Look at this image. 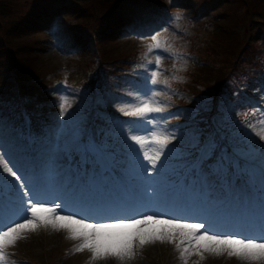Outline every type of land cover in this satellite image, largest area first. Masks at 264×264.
<instances>
[{
    "label": "trees",
    "instance_id": "trees-1",
    "mask_svg": "<svg viewBox=\"0 0 264 264\" xmlns=\"http://www.w3.org/2000/svg\"><path fill=\"white\" fill-rule=\"evenodd\" d=\"M218 1L107 0L104 7H95L97 10L92 13L91 19L82 21L81 14L75 11L79 6L76 0H33L19 16L9 12L4 20L15 18V25L22 29L41 28L48 36L52 18L72 11L73 19H77L76 25L66 23L63 17V24L56 33L58 40L61 38L63 44L73 47L75 53L83 58L80 66L84 75L77 82L81 88H89L91 82L88 84L86 76L90 77V74L106 80L100 72V67H104L115 75L113 82H119L112 89H120L124 96L133 97L137 88L130 81L145 83L148 71L158 66L162 68L158 79L168 87L161 91L162 96L186 113L183 117L170 113L166 120L167 130L176 138L180 130L189 131L190 141L195 144L189 146L190 153L186 155L198 153L201 142L207 144V156H223L217 152L226 149V144L254 155L263 152L264 140L256 137L250 142L237 136L233 140L228 136L235 131H244L246 122L257 124L264 119V0H239V6L234 0H228L232 9H227L228 13L223 11L227 19L222 23L228 28V33L221 32L223 36H220L218 46L221 50H211L213 58L207 61L200 55V48L206 39L201 35L205 29L212 28L214 20L222 14L211 11ZM258 6H262L259 11ZM257 11L263 14L255 16L244 28L245 19ZM159 24L163 27L158 35L161 46L151 51L149 45L156 42L136 39L138 46L125 55L115 56L112 51L97 46L107 36L140 34ZM235 29V35L231 34ZM237 35L241 37L237 41L242 39L239 43ZM1 36L0 138L9 140L16 151L25 153L27 146L43 147L47 143L54 113L51 93L63 84V81L59 82L62 76H51L47 71L39 74L37 69L20 63L17 58L22 52L20 44L18 48L11 47L8 44H13L7 41V37L3 36L4 40ZM227 45L228 51L224 48ZM180 91L186 96L179 95ZM90 113L96 123H101V116L97 114L100 112L92 109ZM187 116L190 121H186ZM105 122L108 123V120ZM99 136L103 137L104 133L100 132ZM79 139L80 135L70 141L63 139L60 148L62 152L75 156L78 165L83 167L89 158L84 155L83 159L82 151L86 149L74 147L79 145ZM119 141L118 136L108 137V143L117 145ZM210 141L214 143L209 148ZM170 144L175 145L172 141ZM214 165L216 163L211 167ZM217 167L223 165L217 164ZM235 168L247 178L259 171L257 165L248 161L237 162ZM3 182L0 179V184Z\"/></svg>",
    "mask_w": 264,
    "mask_h": 264
},
{
    "label": "snow or ice",
    "instance_id": "snow-or-ice-1",
    "mask_svg": "<svg viewBox=\"0 0 264 264\" xmlns=\"http://www.w3.org/2000/svg\"><path fill=\"white\" fill-rule=\"evenodd\" d=\"M156 43L149 45L151 51L154 47H160L157 36L152 37ZM159 63V58H157ZM159 73L152 74L151 83H159ZM70 101L67 97L61 98V115H64ZM120 111L125 116L136 117L145 120L149 124H154V120L148 119L149 114L161 112L162 109L152 101L144 99L135 105L122 107ZM248 128L254 136L264 140V119L256 125L246 122ZM131 141L139 146L138 153L144 176L148 178V183H152L150 173L156 171V165L164 156L165 150L172 141L171 134L164 131H152L146 135L136 133L130 134ZM214 141H210L209 148ZM147 145L154 147L150 153ZM242 155V154H239ZM204 155L193 160V164L200 171L213 173L211 165L213 163L225 165L230 169L236 166V162L223 156L216 158ZM164 165L162 164L161 167ZM0 169L9 172L12 176L20 179L16 172L12 171L8 163L0 156ZM159 175V172H157ZM23 196V215L17 219L5 223L0 219V264H8V253L6 249L14 247L21 239H26V233H34L41 227L51 226L54 230H64L68 233V239L81 241L74 247L73 253L85 250L91 253V262L96 260L115 257L120 261L134 258V245L139 242L141 247L149 243H171L180 253V259L187 264V258L195 249V254L204 258L203 253L208 252L216 256L224 255L235 257L241 261L260 262L264 264V234L259 236L245 234L241 232H222L210 235L213 231L210 227L205 228L204 223L180 222L196 217L177 216L171 219L158 218L164 214L151 212L141 213L140 218L135 216L109 217L108 219L118 222L109 223L97 221L89 223L87 221L93 217L84 216L77 218L79 213L70 212L66 207L52 200L42 199L34 194H29L26 190ZM63 213V214H61ZM261 231L264 233V224H261ZM203 229V232L201 230ZM178 241V242H177ZM187 244V246H185ZM15 264V262H12Z\"/></svg>",
    "mask_w": 264,
    "mask_h": 264
},
{
    "label": "rangeland",
    "instance_id": "rangeland-1",
    "mask_svg": "<svg viewBox=\"0 0 264 264\" xmlns=\"http://www.w3.org/2000/svg\"><path fill=\"white\" fill-rule=\"evenodd\" d=\"M32 1L33 0H0V36L3 34L1 38L5 40L3 36H6L7 41H10L13 45H10L8 43L6 44L14 48H16V46L18 48V45L20 44V49H22L23 52H20L21 56H17L20 63L29 66L35 70L37 69L36 71H38L39 74L45 73L47 71V73H49L51 76H62L63 84H74V82L77 83L79 79L84 75V70L80 66L83 63V58L80 54L73 52V50L70 49L72 47L64 45L60 46L59 43L54 40L47 43L46 38L48 36L44 33L41 28L36 27L22 29L17 24L15 25V18L4 20L6 18V14L9 12H11V14L13 15L19 16V14L22 13ZM76 1L77 2L75 3L79 6L76 7L75 11L78 14H81L80 16H82L83 18L82 21L88 20V18L91 19L92 13L97 10L95 7L99 5L104 7L103 5L107 2V0ZM94 2H97V4ZM234 2H236L238 6L240 5L239 0H234ZM227 9H232V5L228 3V0H219L211 11H220L222 12V14L214 20V25L211 26L212 28L209 27L205 29L201 35L204 36V38L206 39L202 37L205 42L200 48V55L206 58L207 61H211L213 58L211 50H221L218 48V46L220 45L219 38L222 33H228V28L226 26H223V21L227 19L226 16L223 14V11L228 13L226 11ZM260 9H262V6H258V11ZM258 11L254 12V14L252 13V15L248 17V19H245L244 28L248 23H251L254 18H256L255 16L260 17L263 14ZM63 17L64 20H66V23L69 24L75 23L77 20L73 19L72 11H69V13H65V15H60L57 17V19H54L53 22L55 23L53 27L58 28L61 23L63 24ZM235 33L236 29L231 32V34L234 35ZM239 37L240 36L237 35L236 41L237 39H239ZM50 38L52 39V37ZM144 38H146V35L142 37L141 34H137L135 37H133V35L131 34L126 36H116L113 34L104 38L103 41L100 40L97 46L99 49L106 48L112 51V54H114L115 56L125 55L138 46V43L134 39L142 41L144 40ZM241 41L242 39L240 41H237V43ZM206 47L207 49L204 50V48ZM224 48L228 51V45L227 48L225 46ZM29 53H31V55ZM68 88L71 89L70 91L68 90V93L70 94H61L59 92H56L52 104L54 105L53 114L56 117L58 125L61 127H66V129L61 131L59 134H67V136H72V134L67 133V129L72 126V123L70 121L80 120L86 115L81 116L78 111H74V105H77V101L74 102L72 96L73 94L77 95L79 89L76 87L72 88L70 86H68ZM179 95L186 96V93L179 92ZM62 97H67L70 101V107L67 108V111L64 115H61L60 109ZM137 99L138 100L130 102V104L135 105L139 103L141 100H143V95L138 96ZM145 99L152 101V103L156 106H160L162 104L161 100L156 96L154 92L152 93L151 97L146 96ZM175 112L179 113V109ZM154 114L155 113H151L150 117L152 119L155 117ZM254 125H256V123ZM155 126L156 125L154 124L153 127ZM75 128H77V126L73 127V129ZM55 132H57V130ZM253 136L254 135L248 128L239 133V137L242 139H247ZM174 140L178 142L180 138L178 137ZM253 141L254 140H250V142ZM74 147L76 149H86L82 151L83 159L84 155L86 158H89L90 152L95 148L92 141L90 140H84L81 142L79 141V145H76ZM261 150H263V152L261 151L254 155H264V147L261 148ZM239 152L241 154L243 153L242 151ZM0 154H3L1 144ZM45 168L48 170L46 173L55 172V170L50 168L49 166H45ZM17 176H20V174L17 173ZM244 190L245 189H240V191ZM242 194L247 195L246 192H243ZM42 198L46 199V197ZM18 208L20 209L19 213L22 215L23 203L19 204ZM87 222L94 223L93 221ZM106 222L115 223L116 221ZM201 232H203V230H201ZM25 235L27 237L26 239H21L16 243L14 247H9L6 249V252L8 253V264H12V262H15V264H90L91 253L87 250L83 252L73 253L74 247L79 245L81 241H74L68 239V233L64 230H54L51 228V226H49L48 228L41 227L36 232L26 233ZM185 246H187V244ZM133 251L135 255L132 259L120 261L115 257H109L106 259L96 260L94 262H91V264H184V261L180 259V253L176 250L175 245L171 243L155 242L146 244L145 246L141 247L139 245V242L137 241L134 245ZM192 253L193 254H190L187 258V264H249V262L247 261H241L235 257H228L226 253L221 256H216L211 253L205 252L203 253V259H201L200 256L195 254V249H192ZM252 264H260V262H252Z\"/></svg>",
    "mask_w": 264,
    "mask_h": 264
}]
</instances>
